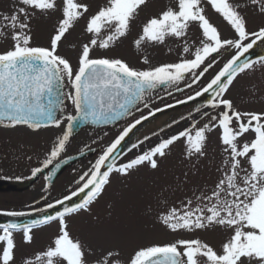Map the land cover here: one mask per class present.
<instances>
[{"label": "snow or ice", "instance_id": "1", "mask_svg": "<svg viewBox=\"0 0 264 264\" xmlns=\"http://www.w3.org/2000/svg\"><path fill=\"white\" fill-rule=\"evenodd\" d=\"M148 2L107 0L106 5L87 20L86 32L92 34V38L83 44L76 69L67 58L58 54L57 49L65 35L89 11L87 4L78 0H61L59 5L57 0H16L10 14H0V37L10 35L12 41L10 48L0 52V125H26L33 130L59 127L62 121L57 112L64 111L65 99L71 102L76 112V115L66 116V130L57 138L42 166L32 169V176L41 173L61 156L79 124H109L129 116L152 89L159 85H178L188 75H191L192 82L187 86L191 87L214 66V54L228 48L237 49L236 54L224 63L206 86L195 93L196 97L209 93L207 106L222 108L223 111L215 115L203 113L209 119L202 126L198 127V121L193 120L184 130L162 139L127 163L117 165V150L121 142L147 117L129 124L106 147L89 172L80 177L83 183L77 190L57 199L55 203L47 204L46 209L36 211L46 212L56 205H64L65 201L72 200L80 193H86L81 202L64 206L62 211L27 223H0V242L4 245L0 250V264H14V232L22 230L24 242L30 244L33 240L32 230L53 221L59 224L55 239L45 250L24 259L23 264H89L88 256L92 252L70 234L67 217L88 210L110 183L112 173L126 175L145 162L155 169L158 166L156 157H163L176 141H185L188 156H203L207 134L217 127L225 153L218 169L220 178L210 192L196 197L195 206L190 199L182 208L171 207L160 215V221L172 232L220 226L230 233L221 251L217 252L199 239H180L142 247L131 256L129 264H264V112L240 111L232 100L224 98L237 77L253 69L255 62L241 61V57L257 41H264V27L249 32L245 18L239 11L240 4H234L231 0H206L207 5L236 33L235 39H224L206 15L205 0H175L174 6L146 20L134 43L140 48L146 42L163 44L168 38L181 40L184 55L178 62L138 69L122 59L91 56L93 48L107 49L125 37L132 21ZM249 2L257 5L259 12L264 14V0ZM57 10L61 12V18L50 45L33 46L31 19L37 13L46 15ZM193 23L198 25L203 37L194 49L186 39ZM144 63H148L147 58ZM259 63L264 65V58ZM66 86H70L71 90L64 91ZM194 98L188 97L189 100ZM144 106L148 107L146 103ZM249 133L253 134V138L245 139ZM132 147L138 145L133 144ZM59 167L57 163L56 168ZM51 176L52 173L45 179L51 180ZM2 214L12 217L26 215L15 211ZM116 255L118 253L109 251L95 264H119L114 258Z\"/></svg>", "mask_w": 264, "mask_h": 264}, {"label": "rangeland", "instance_id": "2", "mask_svg": "<svg viewBox=\"0 0 264 264\" xmlns=\"http://www.w3.org/2000/svg\"><path fill=\"white\" fill-rule=\"evenodd\" d=\"M57 2L59 5L61 0H57ZM78 2L87 4L89 11L65 35L57 49L58 54L67 58L74 69L78 67V58L83 44L88 43L92 38V34L86 32L87 20L99 8L105 6L107 0H78ZM231 2L240 4L239 11L241 14H246L250 19L251 30L249 29V32L258 31L260 27H264V14L259 12L257 5H252L249 0H231ZM15 5L16 0H0V14H10ZM174 5L175 0H149L148 5L143 7L132 21L125 37L107 49L93 48L91 56L93 58L122 59L130 66L138 69L178 62L184 55L182 52L183 41L181 40L168 38L163 44L146 42L140 48H137L134 43L141 34L143 24L148 18ZM247 6L253 9L252 13L248 11ZM205 11L210 16L209 21L217 23V20L212 19V16L217 13L207 5L206 0ZM60 18L61 12L59 10L46 15L37 13L30 21L32 45L48 47ZM215 27L222 31L219 24ZM202 38L200 28L193 23L186 37L188 44L194 49L195 46L199 45ZM232 39L234 38L232 37ZM11 45L10 35L7 38L0 37V52L7 50ZM233 52L234 50L226 55L223 60H219L216 67L227 62ZM145 58L148 60L147 64L144 63ZM218 71L212 67L197 83L196 87L203 83L206 84ZM184 84L186 83L181 85ZM196 87L194 86V88ZM70 90V86L65 87V91ZM186 90L188 92L190 88ZM186 92L177 94L173 99H181ZM225 98L232 100L234 106L240 111L264 112V65L261 63L255 65L253 69L248 70L247 74L241 75L230 88L228 97ZM166 102H170V98L167 100L165 96L160 97L157 104L149 101V99L143 101V113ZM145 103L148 107L144 106ZM69 114L76 115V112L71 102L66 99L62 112L63 118H60L62 122L57 128L38 133L28 132V130L21 128L6 132L0 131V152L2 153L3 149L8 160L13 162L9 168L8 165L6 167V159L0 160V168H3V171L11 177L23 178L30 168L41 167L39 165L50 154L57 138L66 130L68 124L66 116ZM208 119L209 117L198 119L197 126H202L208 122ZM190 125L185 124L182 127H176L174 132L168 131L152 139L134 153V156L120 164L127 163L154 147L162 139H167ZM0 127L3 126L0 125ZM105 130H95L90 135L83 136L85 135L83 133L69 139L65 151L60 156L61 158L93 148L96 149V152L80 164L65 170V174L58 179L54 187H46L41 190L36 187L22 194H7L5 191H0V208L11 212L41 209L77 190L79 185L83 183L80 181V177L89 172L106 147L117 138L113 132L110 136ZM207 137L203 156H188L186 143L181 139L171 145L163 157H156L158 166L155 169L145 162L130 170L128 174L123 175L132 178L131 181L128 178L125 181L124 178H118L122 174L114 172L112 179L110 178V182L113 183L104 190L99 205L93 208L89 214H82L83 216L75 217L67 222L73 238L79 239L86 248L91 250L92 254L88 256L89 264H95L98 258L109 251L118 253L114 258L119 261V264H129L131 256L142 247L171 243L180 239H199L212 246L217 252L221 251L222 244L229 238L230 233L220 226L212 225L192 231L172 232L160 221V215L171 207L182 208L183 204L190 199L195 206L196 197L203 192H210L220 178L221 172L218 169L221 168L222 160L225 157L223 145L220 142V129L214 128L207 134ZM251 138L253 136H250V133L245 137V139ZM4 174L0 176V179L5 178ZM49 228L51 229L32 232L34 238L29 245L21 244L23 241L22 231L15 233L18 245L15 249L14 264H23L24 259L33 257L35 253L45 250L52 243L59 228L58 225ZM2 247L3 245H0V250Z\"/></svg>", "mask_w": 264, "mask_h": 264}, {"label": "water", "instance_id": "3", "mask_svg": "<svg viewBox=\"0 0 264 264\" xmlns=\"http://www.w3.org/2000/svg\"><path fill=\"white\" fill-rule=\"evenodd\" d=\"M261 58H264V41H257L255 45L247 53H245L244 56L241 57V61L248 60V61L254 62V61L261 60ZM209 98H210V94L204 93L203 95L195 97L193 100H190L188 102H184V103H181L175 106H171L169 108H164L148 116L147 119L142 120L139 125H137L135 128L132 129L131 132H129L128 136L125 137L124 141L121 142V145L118 147V150H117L119 154L117 161L122 156H124L128 151H130L129 149L133 148L132 147L133 144H137L139 141L142 140L145 131L154 122H156L157 120H159L160 118L164 116L170 115V112H178V111H183V110L185 111L193 107L195 108V107H199L204 104H207ZM82 125L84 124H79L75 129H79ZM79 158L80 157L75 158V159L77 160ZM103 170H106V169H102V171ZM85 194L86 193H80L77 197L72 198V200L66 201L63 207L72 206L75 203L81 202ZM56 211H62L61 207H59L53 212H50L44 215L55 214ZM41 217L42 216H31L29 217L30 219L29 218H19L18 220L20 221V223H27V222H30L31 220L40 219ZM12 220L13 219H9L8 217L0 216V223H8V222H11Z\"/></svg>", "mask_w": 264, "mask_h": 264}, {"label": "bare ground", "instance_id": "4", "mask_svg": "<svg viewBox=\"0 0 264 264\" xmlns=\"http://www.w3.org/2000/svg\"><path fill=\"white\" fill-rule=\"evenodd\" d=\"M161 127H163L162 125H151L150 127H148V129L146 130L144 136H147V134H151L156 132L157 130H159Z\"/></svg>", "mask_w": 264, "mask_h": 264}, {"label": "flooded vegetation", "instance_id": "5", "mask_svg": "<svg viewBox=\"0 0 264 264\" xmlns=\"http://www.w3.org/2000/svg\"><path fill=\"white\" fill-rule=\"evenodd\" d=\"M0 189H7L8 191L13 190V188L10 187L9 184H7V183L0 184Z\"/></svg>", "mask_w": 264, "mask_h": 264}]
</instances>
